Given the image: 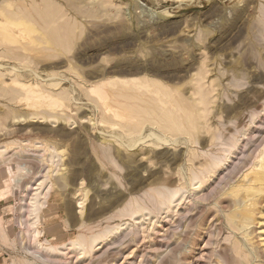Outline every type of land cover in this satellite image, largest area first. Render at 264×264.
Instances as JSON below:
<instances>
[{"label": "rangeland", "instance_id": "1", "mask_svg": "<svg viewBox=\"0 0 264 264\" xmlns=\"http://www.w3.org/2000/svg\"><path fill=\"white\" fill-rule=\"evenodd\" d=\"M0 72V264H264V0H0Z\"/></svg>", "mask_w": 264, "mask_h": 264}, {"label": "bare ground", "instance_id": "2", "mask_svg": "<svg viewBox=\"0 0 264 264\" xmlns=\"http://www.w3.org/2000/svg\"><path fill=\"white\" fill-rule=\"evenodd\" d=\"M62 29V28H61ZM200 72V71H199ZM1 73V72H0ZM203 73V72H202ZM2 74V73H1ZM4 74V73H3ZM200 75V74H199ZM145 79V78H144ZM147 79V78H146ZM145 81V80H144ZM197 83V82H196ZM157 87H158V85H157ZM198 87H200L201 88V85H200V82H199V85H198ZM198 87H197V89H198ZM202 87H203V85H202ZM199 88V89H200ZM196 89V90H197ZM199 89L197 90V91H199ZM200 91H201V89H200ZM3 92L6 94V92L4 91V90H2V94H3ZM204 92V91H203ZM61 93H62V91H61ZM164 93V92H163ZM200 93V92H199ZM65 94H67L68 95V92H66ZM63 95V96H66V95ZM195 94H196V92H195ZM205 94V93H204ZM204 94L202 95V93H201V95H200V101L201 102H203L204 100V98H203V96H204ZM207 94V93H206ZM0 95H1V93H0ZM199 95V94H198ZM1 96H3V95H1ZM199 97V96H198ZM199 99V98H198ZM197 99V100H198ZM152 101H154V100H152ZM151 101V102H152ZM205 102V101H204ZM206 103H207V101H206ZM153 105H155L156 107H158L157 108V110L154 112V116H151V115H149L150 117L148 118L149 120H150V122L153 124L154 123V125H156V126H161L162 127V131L163 132H165V134L163 133L162 135H157V134H154L153 132H150V133H148V134H146L145 136H143L142 134L139 136V138H138V140L137 141H140V140H143V139H150L151 137H154L157 141H159V142H163V143H168L170 140L172 141V139H170V137L172 136V138H173V136L177 139V134H179L180 132H182V129H181V127H180V125H179V122H178V119L176 120L175 118H174V116H172L171 115V113H170V111L169 110H167V109H165V108H163V107H161L158 103H156L155 101L152 103ZM203 104V103H202ZM208 104V103H207ZM204 105H206V104H204ZM202 106V105H201ZM207 107V105L205 106V108ZM147 108V107H146ZM204 108V109H205ZM206 110V109H205ZM204 110V111H205ZM208 110V109H207ZM135 111H137V110H135ZM144 111V110H143ZM152 111V110H151ZM138 112V111H137ZM206 112V111H205ZM204 112V113H205ZM148 114V113H146L145 111L143 112V114ZM152 114V113H151ZM187 114V113H186ZM201 114V113H200ZM201 116V115H200ZM203 116H205L204 114H203ZM146 117V116H145ZM147 118V117H146ZM205 118V117H204ZM257 118V117H256ZM139 119H140V117H139ZM138 119V121H139V123H134L133 125H131L130 126V130H132L133 132H137V133H141V130H143L142 129V125L145 123V121H143L142 120V118H141V120L142 121H140ZM147 119V120H148ZM145 120V119H144ZM186 122L185 123H189L191 126H192V124H193V120L191 121V118H190V116L189 115H187V117H186ZM261 120V119H260ZM149 122V123H150ZM259 122V121H258ZM261 122V121H260ZM133 122H131V124H132ZM188 124V125H189ZM207 124V123H206ZM145 125V124H144ZM207 126V125H206ZM257 126V125H256ZM260 126V125H259ZM128 128H129V126H128ZM209 128V127H208ZM260 130V129H259ZM185 131V130H184ZM258 131V130H257ZM256 133V132H255ZM169 134V136L170 137H168L167 135ZM252 134V133H251ZM252 136V135H251ZM249 138V137H248ZM145 139V140H146ZM176 139H174V140H176ZM173 140V141H174ZM144 141V140H143ZM142 141V142H143ZM170 141V142H171ZM158 142V143H159ZM254 142V141H253ZM134 144H136V142L134 143ZM133 145V144H132ZM245 145V144H244ZM240 151V150H239ZM241 152V151H240ZM245 153V152H244ZM243 154V153H242ZM188 160V159H187ZM240 161V160H239ZM192 162V161H191ZM254 167V166H253ZM205 168V167H204ZM253 169V168H252ZM256 168H254V170H255ZM213 170V169H212ZM250 170V169H249ZM246 173V172H245ZM244 176V175H243ZM240 183V182H239ZM238 183V185L237 186H235V188L232 190V191H230V192H233L232 193V195H233V199L231 200V202H233V204L234 205H237V206H239V205H241V203H243V202H245L247 199H248V201H250V203L248 204L249 205V207H247L246 209H244V212H243V216H242V213L239 215V214H236V215H239V216H241V217H243V218H250L251 217V210H250V206L251 205H254L255 204V196L257 195V194H259V193H261V192H263L264 191V162L260 165V167L257 169V170H255V171H253L252 172V174L251 175H249V176H245V178L243 177V181H242V183L241 184H239ZM257 198H258V195H257ZM232 204V205H233ZM246 204V203H245ZM243 206H244V204H242ZM37 207V206H36ZM242 207V206H241ZM243 208V207H242ZM36 209V208H35ZM129 210H131V207L129 206ZM242 211V210H241ZM128 214H129V212H127ZM131 213V212H130ZM125 215H126V212H125ZM228 223H229V225H230V227L231 228H235L236 227V222H235V220L233 219V215H232V213L230 214V219H229V221H228ZM246 224H248L249 223V219L245 222ZM31 225H33V222H32V224ZM116 228V227H115ZM231 230V229H230ZM112 234V233H111ZM100 237H103V235L102 236H97V238H100ZM234 237V236H233ZM96 239V238H95ZM94 239V240H95ZM93 240V239H92ZM107 247V246H106ZM82 248L83 249H86V251L87 252H89V251H91L92 249H93V245H92V241H89V242H87V241H83L82 242ZM237 248H238V251L241 249V245H237ZM245 248V247H244ZM28 250V249H27ZM54 250V249H53ZM188 252V251H187ZM117 253V252H116ZM253 254V253H252ZM254 255V254H253ZM243 256V255H242ZM241 256V257H242ZM41 257V256H40ZM39 257V258H40ZM248 257V254H246L245 256H244V259L242 260V258H241V262H245V260L247 261V258ZM28 264H34L35 262H27ZM242 263V264H243Z\"/></svg>", "mask_w": 264, "mask_h": 264}]
</instances>
